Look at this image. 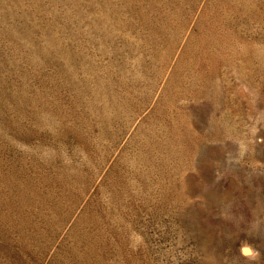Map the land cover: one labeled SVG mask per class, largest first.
Segmentation results:
<instances>
[{
	"label": "rangeland",
	"instance_id": "1",
	"mask_svg": "<svg viewBox=\"0 0 264 264\" xmlns=\"http://www.w3.org/2000/svg\"><path fill=\"white\" fill-rule=\"evenodd\" d=\"M0 264H264V0H0Z\"/></svg>",
	"mask_w": 264,
	"mask_h": 264
},
{
	"label": "snow or ice",
	"instance_id": "2",
	"mask_svg": "<svg viewBox=\"0 0 264 264\" xmlns=\"http://www.w3.org/2000/svg\"><path fill=\"white\" fill-rule=\"evenodd\" d=\"M245 252H246L247 254H250V253H251V250H250V249H245Z\"/></svg>",
	"mask_w": 264,
	"mask_h": 264
}]
</instances>
